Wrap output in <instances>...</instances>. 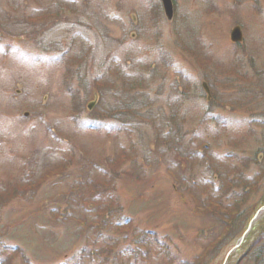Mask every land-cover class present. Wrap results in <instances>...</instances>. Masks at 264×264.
<instances>
[{
    "label": "rangeland",
    "instance_id": "rangeland-1",
    "mask_svg": "<svg viewBox=\"0 0 264 264\" xmlns=\"http://www.w3.org/2000/svg\"><path fill=\"white\" fill-rule=\"evenodd\" d=\"M172 5L0 0L5 264H218L235 245L210 200L242 179L249 213L264 195V0Z\"/></svg>",
    "mask_w": 264,
    "mask_h": 264
},
{
    "label": "trees",
    "instance_id": "trees-1",
    "mask_svg": "<svg viewBox=\"0 0 264 264\" xmlns=\"http://www.w3.org/2000/svg\"><path fill=\"white\" fill-rule=\"evenodd\" d=\"M200 59H203L206 62V58L200 57ZM264 120V119H263ZM264 124V122H259L258 126L260 124ZM262 127V126H259ZM264 131V129H263ZM226 175V174H225ZM222 178L226 179L225 176L222 175ZM233 186L228 182L225 187L220 188L216 187V193L215 197L211 199V204L216 209L217 213H219V217L224 220V223L222 224L225 228L232 229L231 239L228 240L231 244H234L237 242V240L241 237V235L246 230L250 219L255 215L258 208H260L264 204V195L262 199L259 201L254 202L255 206L250 211L247 208H244L246 201L249 199L248 193H245V190L250 188L251 185L248 184V181L245 179L240 180L238 184L232 181ZM254 187V186H253ZM252 187V188H253ZM244 213H249L250 215H245ZM244 215L245 219L242 225L240 226V222L238 221V218L240 215ZM242 215V216H243ZM262 220L258 221L256 227L254 230L248 235V240H252V256L251 262L253 264H262L264 263V226H260L262 224ZM227 224V226H225ZM235 225H238V227H234ZM240 226V227H239ZM260 226V227H259ZM259 227V228H258ZM258 230L256 233V239L253 235V233ZM256 242V243H255ZM4 251H7L8 249H3ZM3 254V251L1 252ZM8 256L5 258H2L1 264H5V262L8 260ZM259 260H261L259 262ZM223 261H219L218 264H221ZM259 262V263H258ZM203 264V263H200ZM239 264V263H238Z\"/></svg>",
    "mask_w": 264,
    "mask_h": 264
},
{
    "label": "water",
    "instance_id": "water-1",
    "mask_svg": "<svg viewBox=\"0 0 264 264\" xmlns=\"http://www.w3.org/2000/svg\"><path fill=\"white\" fill-rule=\"evenodd\" d=\"M163 2H164V5H165V8H166V10H167V12H168V14H169V17L171 18V16H172V12H173V10H172V0H162ZM232 39L234 40V41H240L241 39H242V33H241V29L239 28V27H237V28H235V29H233V31H232ZM264 213V206L257 212V214L255 215V217H254V219L250 222V224H249V227H248V230H247V232L244 234V236L242 237V239L240 240V243L243 241V238L246 236V234L253 228V226L255 225V223H256V221H257V219L260 217V215L261 214H263ZM239 243L237 244V245H235V247L231 250V251H229V253L227 254V257H226V259H225V263L224 264H226V261L228 260V258H229V256L234 252V251H236L237 249H238V247H239Z\"/></svg>",
    "mask_w": 264,
    "mask_h": 264
},
{
    "label": "flooded vegetation",
    "instance_id": "flooded-vegetation-1",
    "mask_svg": "<svg viewBox=\"0 0 264 264\" xmlns=\"http://www.w3.org/2000/svg\"><path fill=\"white\" fill-rule=\"evenodd\" d=\"M205 94H206V95H208V96H210V94H209V93H207V92H206ZM212 98H213V95H212Z\"/></svg>",
    "mask_w": 264,
    "mask_h": 264
}]
</instances>
